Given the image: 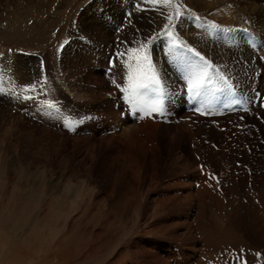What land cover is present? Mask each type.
<instances>
[{
	"label": "rangeland",
	"instance_id": "rangeland-1",
	"mask_svg": "<svg viewBox=\"0 0 264 264\" xmlns=\"http://www.w3.org/2000/svg\"><path fill=\"white\" fill-rule=\"evenodd\" d=\"M197 1L0 0V60L16 56V76L5 81L10 84L5 92L0 89V264H107L121 250L122 263L130 264L125 261L132 252L126 247L130 236L153 227L156 210V219L180 213L181 206L156 201L172 193L182 198L196 189L202 193L194 199L189 224L195 235L201 237L199 228L234 233L225 245H239L240 263L242 256L264 262V129L262 137L257 134L254 122H261L255 115L248 113V123L227 115L219 119L224 120L220 126L199 122L200 117L186 120L185 113L163 123L123 120L105 94L117 81L113 70L99 64L105 63L106 52L127 53L152 37L149 55L168 98L178 91L165 67L174 60L168 53L173 43L200 52L217 84L223 85V76L238 87H255L253 61L256 51L264 50V0ZM169 15L173 24L164 31ZM196 16L204 27L193 25ZM212 24L259 36L246 42L250 50L230 40L242 31L222 32ZM168 31L171 38H165ZM116 66L118 77L130 84L128 70L120 62ZM146 74L152 73L142 65L138 76ZM33 83L37 90L43 86L40 99L54 102L58 111L44 108L50 111L42 116L35 102L23 100L36 95L25 88ZM55 111L62 120L48 117ZM152 149L158 158L150 157ZM131 171L141 189L138 197L125 201V176ZM109 189L114 196L107 200ZM104 224L118 238L110 244L100 241L102 253L97 254L96 232ZM241 238L262 250L242 246Z\"/></svg>",
	"mask_w": 264,
	"mask_h": 264
},
{
	"label": "bare ground",
	"instance_id": "bare-ground-1",
	"mask_svg": "<svg viewBox=\"0 0 264 264\" xmlns=\"http://www.w3.org/2000/svg\"><path fill=\"white\" fill-rule=\"evenodd\" d=\"M164 132H166V131L164 130ZM173 136H175V135H173ZM171 138H173V137H171ZM177 140L178 139H175V141H177ZM155 149H156V147H155ZM166 149H167V147H166ZM170 149L171 150L173 149L171 147V145L169 147V151L171 152ZM148 154H150V157L152 159L159 157V154L153 149ZM153 163H156V162L153 161ZM125 177H126V179H125L126 183L123 186L124 189H125L124 197H123L124 199L123 200H125V198H127V197L131 198V199L133 198V196L134 197H138V193H139V191L141 189V184H140L141 182H139L140 180H137L138 178H137L136 173L134 174L131 171V173L129 175H126ZM113 192H114V189H109V190L106 191V193H107L106 194V197H107L106 199L107 200H110L111 197L114 196ZM201 193H202V191H200L199 189H196L192 194L190 193L188 195V193H187L185 197L183 196L184 198L183 197L180 198L181 196H179V195L177 196L175 193H172V194H169V195H164L163 197H161V199L156 201L157 203H159V206L165 205L168 201L169 202L171 201V203L173 202L172 203L173 205L181 206V210H180L179 215L171 218L170 220L169 219H163L162 217L159 218V219H156V216L159 215V211L156 210L154 212V217H155L154 222H156L154 224V226L153 227L151 226V228L149 230H144V231L142 230V232L138 236H135V235L134 236H130V238H129L130 240L128 242H126V247L130 246L132 248L131 249L132 252L129 253V254H131L129 259H128V255H127V260H125V261H130V264H245V262H246V264H264V262L257 263L256 258H252V256L249 257L248 259H246V258H243L242 255L241 256H242L243 263H240L241 261H239V258L237 256V254H235V250L240 249L239 245L236 246V247H233V248H227V246H226L227 242L230 243L233 240L234 233H232V234L231 233L230 234L229 233L224 234L221 230L213 231L211 229L199 228V230H201V237L199 236L200 234H198V233H196L197 235H195V230L196 229L194 230V228L191 227L192 225H189V224H190V218H191V215H192V211H193V208H194L193 206L196 205L194 199H197V198L200 199ZM192 197H194V198H192ZM21 199H22V197H21ZM106 199H104V200H106ZM188 201L194 202L193 205L191 204V202L189 204ZM3 203L6 204L5 201ZM104 203H107V202L105 201ZM125 203L128 204V202H125ZM125 203L123 202L122 204H125ZM188 204H189V207L186 210H185V208L183 209V206L186 207V206H188ZM121 205H120V207H122ZM112 206H113V204H112ZM126 207L128 208L127 205H126ZM130 208L131 207L129 205V209ZM99 210H100V208H99ZM119 210H120V208H119ZM126 210L127 209H125V211ZM21 213L22 212H20V214ZM201 217L202 216H200V218ZM100 219H102V218H100ZM122 219H123V217H122ZM15 220H17V218ZM202 220H204V219H202ZM101 221L103 223V219ZM32 222H33V220H32ZM51 224L53 225V223H51ZM91 224H93V223H91ZM46 227H48V226L46 225ZM86 228H87V226H86ZM88 232L90 233L91 229H90V231H86L85 234L88 233ZM94 232H96V230ZM196 232H198V231H196ZM96 233H97V237L96 238L98 240V241L96 240L97 241V254L98 253H102L101 252L102 248L98 249L100 246L102 247V245H103L102 242L100 243V241H104L105 240V241H108V243L110 244L116 238H118L117 237V235H118L117 232L116 233H113V232L111 233L109 231V225H107V224H104V226H102L99 230H97ZM96 233L94 235H96ZM237 239H238V236H237ZM241 240H242V242L239 243V244H242V246L244 245V247L245 246L246 247L249 246V247H251L253 249H257L258 251L262 250V249L259 250V248L261 246L255 247V246L251 245L245 239L243 240L241 238ZM91 241L92 240H90V242ZM225 243H226V245H225ZM83 245H85V244H83ZM104 245H106V244H104ZM242 246H241V248H243ZM109 248H110V246H109ZM253 249H252V251H253ZM262 251L264 252V249ZM124 256H125L124 252H122V250H121V253L120 254L118 253L117 257L116 258L114 257L107 264H121L124 261ZM101 261L102 260H100L99 262H101ZM258 261H261V259H259Z\"/></svg>",
	"mask_w": 264,
	"mask_h": 264
},
{
	"label": "snow or ice",
	"instance_id": "snow-or-ice-1",
	"mask_svg": "<svg viewBox=\"0 0 264 264\" xmlns=\"http://www.w3.org/2000/svg\"><path fill=\"white\" fill-rule=\"evenodd\" d=\"M147 4H168L171 3V0H144ZM200 20L199 16L192 17L191 21L196 27H204V25H200L197 22ZM165 23L163 25V30L166 31L169 28L170 24H173V17L171 15L165 17ZM212 29L218 31H244V29H223L219 25L212 24ZM164 31L161 32L160 35H164ZM172 33L170 31L167 32V36L165 38H171ZM155 37L149 38L147 44H151L152 40ZM135 43V42H134ZM147 44H142L140 48L137 47H129L127 49V53L116 52L113 57L110 58L109 61V72L116 66L117 62H120L125 69L128 70L127 79L130 84L127 89H123L122 91H126L128 95L125 97L127 103L130 106V111L135 112H144L146 114L157 113L162 114L163 112V99L164 92L160 87V79L154 72V64L149 55V49ZM180 47L173 43V46L169 48V54L173 55L174 59L179 58L180 66L185 70L184 78L186 80V88L188 94L191 96L193 100L199 98L200 103L204 102V98L209 95V93L215 95L217 92L224 93L226 90L230 91L231 86L227 84V78L221 76L220 79L223 82L222 87L219 88H210L209 86L212 84L214 77L209 75V68H212L210 62L206 61L201 53L196 51L195 49H187L185 51H181L179 53L176 52V48ZM129 60L135 61V64L128 63ZM142 65H146L148 72L152 73L151 75H145L143 79L138 76V73L142 67ZM213 71H217L213 69ZM147 80L148 82H143ZM119 87V85H117ZM26 89H31L36 92V95H26L23 97L24 101H33L37 105H43L46 109L57 110L56 104L52 101L41 100L40 96L44 93L43 86L37 90L36 83L32 85L25 86ZM151 92L154 96V99L151 100L147 104L146 107H140L139 105L144 102V97L147 93ZM234 103H240L239 100L234 101ZM261 104L264 106V98H261ZM193 111H200L198 108H193ZM217 183L219 181L217 180ZM246 264V262H245Z\"/></svg>",
	"mask_w": 264,
	"mask_h": 264
}]
</instances>
